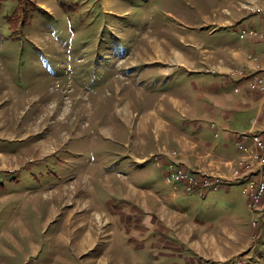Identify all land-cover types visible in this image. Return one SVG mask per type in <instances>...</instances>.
<instances>
[{
    "label": "rangeland",
    "instance_id": "obj_1",
    "mask_svg": "<svg viewBox=\"0 0 264 264\" xmlns=\"http://www.w3.org/2000/svg\"><path fill=\"white\" fill-rule=\"evenodd\" d=\"M19 4L15 19V2L0 13V264H49L54 251L59 250L57 258L64 256L67 243L72 246L73 237L84 234L109 243L113 221L107 212L95 216L101 212L95 211V197L108 198V188L114 191L120 183L127 195L146 205L149 194L131 184L146 168L156 171L155 182L139 177L134 185L168 197L169 208L163 203L162 212L175 233L168 236L169 243L176 242L174 237L197 247L202 252L196 255L208 264H264V228L259 226L264 201L254 212L239 182L233 183L240 198L235 206L204 188L191 194L176 187L173 196L178 198L172 200L160 170L165 161L158 167L154 160H166L165 146H181L177 138L166 145L167 132L172 138L193 133L182 122L190 108L187 112L171 103L180 92L188 90L192 97V79L172 76L178 71L162 74L168 66L156 59L165 61L180 51L191 67L204 48L216 47L224 30L236 28L206 27L205 19H250L264 11V0ZM167 104L172 107L165 112L170 123L164 124L150 113L160 114ZM255 134L264 140V131ZM166 152L178 156L173 148ZM243 158L251 161L252 155ZM149 207H154L152 201Z\"/></svg>",
    "mask_w": 264,
    "mask_h": 264
},
{
    "label": "crops",
    "instance_id": "obj_2",
    "mask_svg": "<svg viewBox=\"0 0 264 264\" xmlns=\"http://www.w3.org/2000/svg\"><path fill=\"white\" fill-rule=\"evenodd\" d=\"M262 10H259V14L250 19H237L234 22L226 19H205L202 25L206 27L227 28L232 26L236 28L234 31L224 30L220 34L222 39L215 43L216 47L204 48L203 53L198 54L194 61L192 60L191 67L186 66L188 59L180 51H177L175 55H166L165 58L163 57L165 61L161 58L156 59L168 66L166 69L164 68L162 74L170 73L172 75L173 72L178 71L172 76H186L192 79V97L188 96L189 91L187 90L172 97L171 103H174L173 107L177 106L180 109V105L186 110L187 107L190 108L191 114H182L188 120L182 122L192 128L193 133L183 132L181 136L172 138L170 132H167L165 135L166 145L171 139L177 138L181 140V146L167 145L164 147L165 149L162 148L164 149L162 153L168 155L165 156L166 160L161 159V162L165 161L166 165L176 157L175 153L172 155L166 152L173 148L178 154L175 160H179L180 165L190 171L200 173V175L223 177L225 186L216 191L221 193V197L227 198L228 202L231 201L233 206L239 204L240 199L235 195L233 183L239 182L238 184L242 187L247 178L244 175L242 179H234V170L245 155L239 150V144L242 141V135L264 131V93L252 91L247 80L233 77L232 72L241 69L249 75H254L258 71L264 72V41L251 38L241 39L240 37L241 31L246 27L264 29V11ZM225 32L230 34L232 41L227 37L224 38ZM251 56L254 59H251ZM237 88L241 91L237 92ZM233 96L238 97L234 98ZM162 109L160 114L151 109L150 114L154 118H158L160 122L169 124L170 122L165 118V112L170 111L172 107L167 104ZM150 121L152 122V120ZM165 131H168L167 128ZM244 142L249 146L252 145L250 140ZM165 165L160 170L167 181ZM155 172L152 168H146L147 175L141 173L142 175L133 177L131 181L133 189L143 194H149L150 197L144 206L132 196L127 195L126 188L120 183L117 185V182L114 183L118 186L116 190L112 191L107 187L109 189L108 198H101L100 195L95 197V203L99 209L95 211H101L95 212V216H101L107 212L113 221L114 231H111L114 236L109 243H97L95 237H89V235L87 237L85 234L82 238L80 237L81 239L73 237L72 246L67 243V248L64 247V256L57 258L59 250H53L55 253L54 262L49 264H208L205 262L207 259L201 260L196 255L202 252L197 247L178 243L174 237L171 239L176 242L169 243L167 241L169 235L175 234L163 220L162 204L164 203V208H169L166 206L168 197L161 198L155 193L139 190L134 185V180L139 177L140 179L147 177L155 182L153 174ZM167 185L172 190V200L178 198L173 196L177 191L176 187L168 181ZM116 195L118 196L116 197ZM151 201L154 203L153 208L149 207ZM237 209L234 207L233 213ZM137 220L138 226L135 223ZM147 223L150 227L146 225ZM110 229L106 230L107 234ZM89 234L91 235V233ZM176 235L178 234L176 233ZM139 236H154L155 238L152 242L146 243L139 242L137 240ZM188 252L192 254H188Z\"/></svg>",
    "mask_w": 264,
    "mask_h": 264
},
{
    "label": "built area",
    "instance_id": "obj_3",
    "mask_svg": "<svg viewBox=\"0 0 264 264\" xmlns=\"http://www.w3.org/2000/svg\"><path fill=\"white\" fill-rule=\"evenodd\" d=\"M241 39L251 38L254 40L264 41V29L259 30L255 27H246L241 31ZM254 59V57H250ZM232 76L238 79L247 80L252 91H260L264 93V72L258 71L254 75H249L245 70H236L232 72ZM237 92L241 90L236 89ZM252 141V145H247L244 141ZM239 150L244 154H251L252 160H241L240 165L234 170V179L239 180L247 176L243 184V193L248 196L250 208L254 212L261 210L264 201V140L255 133H246L242 135V141L239 144ZM157 165H161V157H154ZM252 170V171H251ZM167 181L174 187H184L187 192H200L204 189L218 190L220 184L224 182L221 176L200 175L184 166L178 161H172L166 166ZM254 220L253 225L257 228L261 224Z\"/></svg>",
    "mask_w": 264,
    "mask_h": 264
},
{
    "label": "trees",
    "instance_id": "obj_4",
    "mask_svg": "<svg viewBox=\"0 0 264 264\" xmlns=\"http://www.w3.org/2000/svg\"><path fill=\"white\" fill-rule=\"evenodd\" d=\"M19 1L20 0H0V13L2 12V9H3V6L5 5V4H7V3H9V2H15V4H16V8H15V10H14V14H13V16H14V19H15V17H16V15L18 14L19 15V12L21 11V4H19ZM18 4V5H17ZM13 19H11V21H12ZM191 194H196V191L195 192H191ZM261 225H260V227L261 228H264V222H262V223H260Z\"/></svg>",
    "mask_w": 264,
    "mask_h": 264
}]
</instances>
